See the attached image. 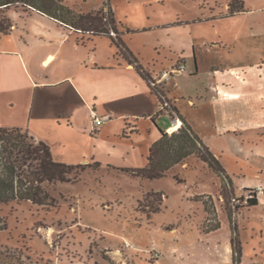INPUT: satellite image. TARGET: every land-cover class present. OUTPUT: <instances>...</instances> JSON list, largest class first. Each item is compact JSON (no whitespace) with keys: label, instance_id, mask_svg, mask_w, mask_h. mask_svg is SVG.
<instances>
[{"label":"rangeland","instance_id":"obj_1","mask_svg":"<svg viewBox=\"0 0 264 264\" xmlns=\"http://www.w3.org/2000/svg\"><path fill=\"white\" fill-rule=\"evenodd\" d=\"M110 1L117 22L131 32L151 29L131 37L145 60L150 62L154 48L162 47L161 59L167 66L149 71L152 78L185 62L187 72L197 66V75L174 74L158 88L171 107L178 102L183 118L218 155L226 174L216 173L195 155L158 180L134 178L94 164L78 165L70 183L50 189L54 207L29 202L0 206L7 224L0 232V264H237L233 240L247 257L259 243L264 246V192L254 187L264 186V128L240 123L250 117L246 113L256 103L227 104L223 110L210 102L208 88L214 80L221 82L219 74H223L221 85L233 87L230 67L264 65V0H240L246 13L234 16L229 11L233 0ZM65 2L77 13L88 14L106 0ZM11 8L23 10L21 5ZM7 18L6 10H0L5 26ZM252 26H257V36L251 34ZM80 38L87 40L81 34ZM188 41L195 42L194 56ZM212 42L220 45L212 48ZM181 43L186 60L176 59ZM238 76L242 82L244 77ZM159 119L163 130L173 123L168 114ZM233 125L227 133L219 129ZM167 160L163 153L157 157L160 166H167ZM157 192L163 194L162 202L154 196ZM253 195L259 204L250 207L247 200ZM258 230L263 231V239Z\"/></svg>","mask_w":264,"mask_h":264},{"label":"crops","instance_id":"obj_2","mask_svg":"<svg viewBox=\"0 0 264 264\" xmlns=\"http://www.w3.org/2000/svg\"><path fill=\"white\" fill-rule=\"evenodd\" d=\"M109 6L114 12L110 0ZM244 13L245 5L239 14ZM7 15L12 28L7 35L0 36V128L28 131L50 146L55 160L68 165L99 163L101 168L116 171L146 167L150 148L161 138V130L169 131L172 125L167 130L161 129L159 117L167 113H159L162 104L158 96L136 67L117 54L111 38L100 36L79 42L80 34L74 28L33 8L9 9ZM181 26L184 25L176 27ZM253 26L250 32L257 36V26ZM171 28L163 26V29ZM148 31L151 29L125 33L123 40L140 64L152 73L167 66L161 59L162 47L154 48L155 55L149 62L141 49L131 43V37ZM190 42L187 46L193 49L194 56L195 42ZM218 45L219 42L211 43L212 48ZM180 46L176 59L186 60L184 44ZM251 64L228 69L231 75L228 74L235 79L233 87L221 85L223 74H219L221 82L214 80L208 88L210 102L225 110L227 104L242 102L248 106L247 102L253 101L257 107L251 108L246 113L250 117L240 123L242 127L263 129L264 65ZM195 68L187 72L186 66V71L179 75H197L198 68ZM191 74L190 77L194 76ZM238 74L244 77L242 82L237 81ZM211 75L214 79V71ZM166 94L172 97L171 92ZM175 107L176 117H183L178 102ZM91 109L106 119L102 126L92 123ZM217 110L220 123L222 116ZM234 127L219 129L227 133ZM254 187L264 192L263 185ZM255 231L252 230L253 235ZM258 233L263 239V231ZM263 256L264 246L259 243L250 257L243 251L241 264H264Z\"/></svg>","mask_w":264,"mask_h":264},{"label":"trees","instance_id":"obj_3","mask_svg":"<svg viewBox=\"0 0 264 264\" xmlns=\"http://www.w3.org/2000/svg\"><path fill=\"white\" fill-rule=\"evenodd\" d=\"M13 5H21L24 10L36 9L71 26L78 34L86 36L87 39L100 36L111 38L117 48V54L136 67L164 106L167 101L165 94L158 87H152L153 78L150 72L140 64L124 42L123 35L131 33V31L117 22L115 14L109 6V0H106L100 10L88 14L77 13L66 5L65 0H0V10L7 12L12 9ZM229 11L230 16L243 12L244 3L233 0L229 5ZM7 24L5 26L0 21V36L10 32L12 28L10 19ZM120 26L125 29V33L120 31ZM78 40L82 43L85 42L84 38L78 37ZM172 110L178 113L175 106H172ZM159 113H165L164 109ZM167 114L174 118L170 112ZM179 118L183 120V126L178 129H170V131L161 130V138L150 148L146 167L120 168L119 171L130 174L134 178L158 180L163 178L174 165L195 155L216 173L226 174L219 159L194 132L191 125L180 115ZM161 153L165 154L168 159V165L165 167L160 166L157 161V157ZM94 165L100 167L99 163H94ZM78 167L56 161L50 146L34 138L28 131L20 128H0V206L29 202L37 206L54 207V198L50 194V189L60 183H70L72 177H76ZM154 196L159 198V202L163 201V194L160 192L155 193ZM247 204L250 207L258 206L256 195L248 198ZM158 212L159 208H156L154 213ZM6 228V221L0 216V232ZM232 244L236 256L235 261L237 264H241L243 250L237 246V242L234 240Z\"/></svg>","mask_w":264,"mask_h":264},{"label":"built area","instance_id":"obj_4","mask_svg":"<svg viewBox=\"0 0 264 264\" xmlns=\"http://www.w3.org/2000/svg\"><path fill=\"white\" fill-rule=\"evenodd\" d=\"M114 35V33H112ZM186 71V66L184 64H180L179 66H175L170 68L169 70L163 71L162 74H160L159 78H153L152 80V87H158L159 83H161L162 81H168L170 78H172V76L175 74H180ZM162 109H164L167 113H171L174 115L173 118V123L170 129H172L173 127H181L179 125V122H181V125L183 126V122L176 117V112H174L172 110V107L169 105V102L166 101L164 106H162ZM90 118L92 120V123L94 124V126L96 127H100L103 125V123L105 122V118L99 117L96 114V111L94 109L90 110ZM170 131V130H169ZM254 264H258V263H254Z\"/></svg>","mask_w":264,"mask_h":264},{"label":"bare ground","instance_id":"obj_5","mask_svg":"<svg viewBox=\"0 0 264 264\" xmlns=\"http://www.w3.org/2000/svg\"><path fill=\"white\" fill-rule=\"evenodd\" d=\"M179 125L182 126V125H181V122H179ZM178 128H180V127H177V126H176V127H173L172 129H178Z\"/></svg>","mask_w":264,"mask_h":264}]
</instances>
